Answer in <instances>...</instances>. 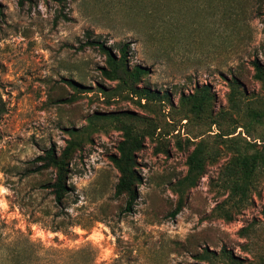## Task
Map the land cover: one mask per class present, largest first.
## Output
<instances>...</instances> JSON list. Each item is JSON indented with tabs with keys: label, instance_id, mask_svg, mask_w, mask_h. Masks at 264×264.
I'll return each mask as SVG.
<instances>
[{
	"label": "rangeland",
	"instance_id": "obj_1",
	"mask_svg": "<svg viewBox=\"0 0 264 264\" xmlns=\"http://www.w3.org/2000/svg\"><path fill=\"white\" fill-rule=\"evenodd\" d=\"M86 32L116 54L128 44L129 68L148 69L138 87L163 100L139 105L103 77L105 56L83 46ZM255 58L264 64V0H0V264H264L262 172L239 209L223 187L225 151L181 200L173 191L193 148L186 139L217 133L185 111L182 96L206 86L215 114L228 108L236 76L237 122L249 140L264 138V124L246 115L264 110ZM119 121L153 133L136 153L131 212L114 194ZM74 136L87 141L70 164L73 190L57 205L44 187L53 170L31 168Z\"/></svg>",
	"mask_w": 264,
	"mask_h": 264
},
{
	"label": "trees",
	"instance_id": "obj_2",
	"mask_svg": "<svg viewBox=\"0 0 264 264\" xmlns=\"http://www.w3.org/2000/svg\"><path fill=\"white\" fill-rule=\"evenodd\" d=\"M27 0H18L23 5ZM83 46L97 49L105 56V65L99 69L103 77L111 81H117L118 85L128 90L129 94L137 97L139 105L141 100L149 101L158 97L163 100V96L146 87H138L140 79L147 73L148 69L141 65L132 68L128 66V44L119 48L116 54L106 42L100 40L98 36H92L86 32V40ZM253 70L252 77L260 84L264 91V64L255 58L251 61ZM71 83V81H69ZM230 90L228 95V108L220 109L213 114L208 111L212 96L206 86H201L192 93L182 96L180 103L189 105L187 110L197 119L207 121L209 127H216L217 133L207 134L198 141L186 139L193 148L186 158L187 170L185 175L174 184L173 191L181 200L184 193L195 187L205 173V167L209 160L217 159L225 151L229 154V159L224 167L223 187L227 189V201L229 206L239 209L249 199L250 192L254 187L255 176L262 172L264 174V138L257 142L256 138L248 139L249 130L245 124L237 122V115L240 110V97L244 94L240 90L239 79L232 75L230 79ZM186 113V112H185ZM246 115L250 123L264 124V110L255 107H248ZM183 119H190L188 114ZM119 129L122 131V139L117 145V154L111 155L110 160L119 177L115 186V196L125 197L124 211L131 212L138 199V184L141 181L137 171L136 153L140 151L145 142V138L153 136L152 132L139 130L132 124L119 121ZM238 128L242 130L237 131ZM245 134V135H243ZM87 139L72 137L64 148L57 153L54 147L46 149L33 161L31 171L39 173L48 169L53 170V180L44 187L49 189L57 205H61L64 199L73 190L70 178V164L76 153L82 148ZM221 145L222 150L218 149ZM181 210L178 205L171 215L175 216ZM223 217L230 220L232 215L228 210H224Z\"/></svg>",
	"mask_w": 264,
	"mask_h": 264
}]
</instances>
